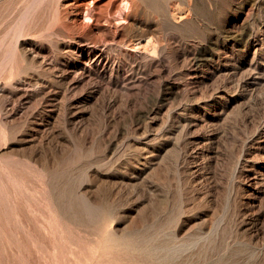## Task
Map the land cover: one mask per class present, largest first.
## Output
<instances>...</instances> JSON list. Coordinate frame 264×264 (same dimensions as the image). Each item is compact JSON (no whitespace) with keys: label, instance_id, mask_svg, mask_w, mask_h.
Instances as JSON below:
<instances>
[{"label":"rangeland","instance_id":"rangeland-1","mask_svg":"<svg viewBox=\"0 0 264 264\" xmlns=\"http://www.w3.org/2000/svg\"><path fill=\"white\" fill-rule=\"evenodd\" d=\"M120 2L0 0V264H264V0Z\"/></svg>","mask_w":264,"mask_h":264},{"label":"bare ground","instance_id":"bare-ground-1","mask_svg":"<svg viewBox=\"0 0 264 264\" xmlns=\"http://www.w3.org/2000/svg\"><path fill=\"white\" fill-rule=\"evenodd\" d=\"M119 1H121L122 2V4H124L123 5V7H121V9H120V14L123 12V10H125V8H127L128 7V2H129V0H119ZM120 2V3H121ZM85 13H86V15H85V18L87 19H91L92 17H93V15H92V9H89V8H86V10H85ZM119 14V15H120ZM179 18V17H178ZM116 29V28H115ZM152 251H153V249H152ZM151 252V251H150ZM154 253H155V251H153ZM152 253V252H151ZM151 253H149V254H151Z\"/></svg>","mask_w":264,"mask_h":264}]
</instances>
